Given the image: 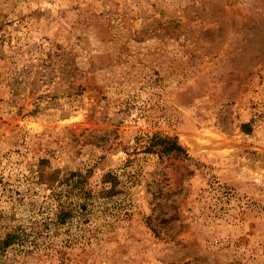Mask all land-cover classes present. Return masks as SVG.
<instances>
[{"label":"rangeland","instance_id":"1","mask_svg":"<svg viewBox=\"0 0 264 264\" xmlns=\"http://www.w3.org/2000/svg\"><path fill=\"white\" fill-rule=\"evenodd\" d=\"M155 133L188 156L146 150ZM74 171L116 190L60 220ZM17 227L0 264H264V0H0Z\"/></svg>","mask_w":264,"mask_h":264},{"label":"trees","instance_id":"2","mask_svg":"<svg viewBox=\"0 0 264 264\" xmlns=\"http://www.w3.org/2000/svg\"><path fill=\"white\" fill-rule=\"evenodd\" d=\"M146 150L155 152L161 157L188 156L186 148L181 144L177 136L161 133H155L149 138ZM111 175L108 173L105 181L111 180L113 185L108 189L103 188L98 191L87 185V175L80 171L71 172L66 178L60 180L55 191V194L61 199L59 204L63 207L58 214L59 219L73 218L79 208L85 209L88 204H97V200L102 196H109V193L114 192L117 183H114ZM23 230L17 227V229L9 231L4 236L0 235V250H5L8 246L21 243Z\"/></svg>","mask_w":264,"mask_h":264}]
</instances>
